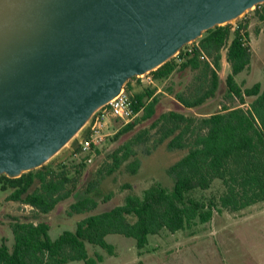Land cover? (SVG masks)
<instances>
[{"label": "trees", "instance_id": "16d2710c", "mask_svg": "<svg viewBox=\"0 0 264 264\" xmlns=\"http://www.w3.org/2000/svg\"><path fill=\"white\" fill-rule=\"evenodd\" d=\"M254 12L264 21V3L255 6ZM247 24L237 20L217 25L202 32L192 42V51L184 45L177 56L149 72L152 79L162 82L173 73L192 72V81L180 90L171 85L164 89L172 95L184 111L169 109L157 112L161 95H155L154 86H144L131 94L133 108L140 116L123 125L113 135L116 140L130 131L135 123L149 120L147 129L137 134L135 141L153 135L155 145L166 141L168 149H184L185 152L167 172L173 177L170 190L153 181L140 195L127 194L121 204L108 210L89 214L77 221L73 230H63L55 238L49 235L46 221L20 220L13 217L9 222L11 244L0 238V264H65L83 261L95 264L87 246H98L108 255L114 254V246L106 241L108 234H120L132 238L138 253L148 243V236L162 230L176 232L196 223H206L215 213L239 212L264 201V83L255 81L245 86L236 76L248 69L251 52ZM230 71L221 80L219 70L222 54ZM205 54L208 60L201 58ZM136 77L127 80L125 87ZM224 83L223 98L236 99L238 104H223L219 110L198 115L190 112L207 100L214 98ZM153 132V135H152ZM86 134V130L83 135ZM119 145L107 152L112 173L128 155ZM78 151V142H74ZM94 152L99 154L97 148ZM85 159V158H83ZM81 168V164L78 165ZM64 162L56 167L42 165L9 178L0 174V192L6 199L29 205L35 212L48 213L74 190L73 182ZM75 173L79 170L75 169ZM220 183L215 191L206 196L203 192ZM71 210L81 212L95 207V201L85 196L71 204Z\"/></svg>", "mask_w": 264, "mask_h": 264}, {"label": "water", "instance_id": "95a60500", "mask_svg": "<svg viewBox=\"0 0 264 264\" xmlns=\"http://www.w3.org/2000/svg\"><path fill=\"white\" fill-rule=\"evenodd\" d=\"M260 3L0 0V174L47 164L128 79Z\"/></svg>", "mask_w": 264, "mask_h": 264}, {"label": "rangeland", "instance_id": "374dc122", "mask_svg": "<svg viewBox=\"0 0 264 264\" xmlns=\"http://www.w3.org/2000/svg\"><path fill=\"white\" fill-rule=\"evenodd\" d=\"M237 20L247 24L251 62L248 69L235 77L236 81L245 86L255 81L264 83V21L258 20L254 8L246 11ZM237 20L231 24L235 26ZM220 54L222 58L219 76L223 80L230 67L224 58V48ZM191 81L192 72L186 70L173 73L162 82L153 80V84L148 83L145 77L134 78L126 86V90L129 94H134L144 86H154V94L161 95L157 112L169 109L184 111L164 88L171 85L174 90H180ZM224 91L222 82L216 96L208 105L190 109V112H212L219 110L224 103L238 104L236 99L229 98L226 101L223 98ZM139 116L140 113L133 121ZM149 122L138 120L130 131L113 140L116 130L122 126L110 119L105 130L108 135L97 148L100 153L94 152L91 162H86L83 154L73 156L76 139L56 154L47 164L56 167L58 162H64L69 175L74 178L68 185L73 183L75 190L48 213H38L29 205L7 200V193L0 192V238H5L7 243L11 244L9 222L13 217L35 222L46 221L50 237L55 238L65 229L73 230L77 221L83 217L121 204L127 194L140 195L153 181L170 190L173 177L167 172V168L185 150L168 149L166 141L155 145L156 136L153 132L152 137L135 141L137 134L147 129ZM119 145L126 147L123 152L126 151L128 155L112 173L106 174V169L110 167L107 152ZM79 164L81 168H78ZM75 169L79 170V173H75ZM218 187L220 183L214 181L211 190L203 193L209 196ZM85 196H90L95 201V207L81 212L71 210V204ZM106 241L114 246L113 255H108L98 246H87L89 256L94 259V254L101 257L95 264H264V201L235 213L217 212L210 221L196 223L185 230L172 233L162 230L159 234L149 235L148 243L141 253H138L134 240L124 235L108 234ZM65 264L85 263L69 261Z\"/></svg>", "mask_w": 264, "mask_h": 264}, {"label": "built area", "instance_id": "2783aa9c", "mask_svg": "<svg viewBox=\"0 0 264 264\" xmlns=\"http://www.w3.org/2000/svg\"><path fill=\"white\" fill-rule=\"evenodd\" d=\"M187 45V52H190L194 47H197V45H193L192 42ZM201 58L208 60L203 53ZM144 77L147 79L148 83L153 84V79L149 73L136 76V78L140 79ZM139 113V111H135L133 108L131 94H129L126 87L123 86L118 95L93 114L90 124L86 128V134L83 135L80 141H78V151H74L73 156L76 157L83 154V156H85V161L91 162L94 149L98 148L108 135L105 130L108 127L109 120L114 119L120 124V126H123L132 122Z\"/></svg>", "mask_w": 264, "mask_h": 264}, {"label": "crops", "instance_id": "0c3cea01", "mask_svg": "<svg viewBox=\"0 0 264 264\" xmlns=\"http://www.w3.org/2000/svg\"><path fill=\"white\" fill-rule=\"evenodd\" d=\"M172 99H173V98H172ZM210 101H212V99L207 100V101H206L205 103H203L201 106L208 105V103H210ZM202 113H203V114H204V113L208 114V113H210V111H209V110H207V111L203 110ZM202 113L198 112V113H196V114H198V115H203ZM84 132H85V131H84Z\"/></svg>", "mask_w": 264, "mask_h": 264}]
</instances>
